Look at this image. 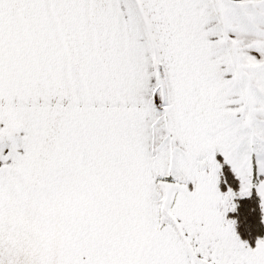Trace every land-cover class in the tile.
I'll return each mask as SVG.
<instances>
[{
    "label": "snow or ice",
    "instance_id": "1",
    "mask_svg": "<svg viewBox=\"0 0 264 264\" xmlns=\"http://www.w3.org/2000/svg\"><path fill=\"white\" fill-rule=\"evenodd\" d=\"M0 264H264V0H0Z\"/></svg>",
    "mask_w": 264,
    "mask_h": 264
}]
</instances>
